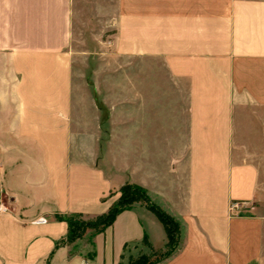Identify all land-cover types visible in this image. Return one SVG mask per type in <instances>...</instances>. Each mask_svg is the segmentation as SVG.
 <instances>
[{
	"label": "crops",
	"instance_id": "1",
	"mask_svg": "<svg viewBox=\"0 0 264 264\" xmlns=\"http://www.w3.org/2000/svg\"><path fill=\"white\" fill-rule=\"evenodd\" d=\"M125 183L179 224L161 264H264V0H0V264L164 248L140 202L92 254L65 241L57 215H100Z\"/></svg>",
	"mask_w": 264,
	"mask_h": 264
},
{
	"label": "trees",
	"instance_id": "2",
	"mask_svg": "<svg viewBox=\"0 0 264 264\" xmlns=\"http://www.w3.org/2000/svg\"><path fill=\"white\" fill-rule=\"evenodd\" d=\"M136 202L144 204L147 210L153 213L161 222L167 235V243L164 248L156 249L149 244L147 237L144 236L142 243L149 247V253L139 252L136 256L130 255L126 260H120L115 264H161L174 252L173 249L167 250V248L173 240V232L179 229V224L173 217L149 199L145 189L136 184H123L119 188L118 200L113 202L106 212L88 220L76 219L77 216L82 217L81 214L57 215V218L66 221L68 224L65 241L68 243L73 242L79 235L77 234V230L86 226L94 227L97 232L103 231L113 223L120 211L129 208Z\"/></svg>",
	"mask_w": 264,
	"mask_h": 264
},
{
	"label": "rangeland",
	"instance_id": "3",
	"mask_svg": "<svg viewBox=\"0 0 264 264\" xmlns=\"http://www.w3.org/2000/svg\"><path fill=\"white\" fill-rule=\"evenodd\" d=\"M91 32H92L91 29H79L78 30L77 47H78L79 53L86 52L88 49L91 51L95 50L94 46L90 43L91 42L90 41L91 40L90 39L91 38V35H90ZM105 36H106V34L104 35V37ZM86 42H89V43H86ZM91 54H94V53H91ZM91 65L92 64H90V66H86L85 61H79V66H78V72H79L78 83L79 84L93 85V81L91 79V74H90L91 67H92ZM97 100H99V99L97 98ZM112 194L113 195L117 194L115 201L118 200L119 190L116 191L115 193H112ZM76 219L88 220L89 218H86L83 216L82 217L77 216ZM89 231H96V229L94 227H91V226H86L84 228L77 230V234H79V235L75 238V240H79V241H78L76 247H74V250H80L82 245H85V247L89 250L90 254H92L93 249L91 246L90 237L88 235ZM173 234H174L173 240H172L171 244L169 245V247L167 248V250L173 249L175 251L178 248L180 241H181V237H182L180 227L178 230L173 232ZM147 253H149L148 250H147ZM137 254L138 253H135L133 256H136ZM126 259H127V255H124V260H126Z\"/></svg>",
	"mask_w": 264,
	"mask_h": 264
},
{
	"label": "built area",
	"instance_id": "4",
	"mask_svg": "<svg viewBox=\"0 0 264 264\" xmlns=\"http://www.w3.org/2000/svg\"><path fill=\"white\" fill-rule=\"evenodd\" d=\"M229 208H230V210H237V209H239V208H241V205L239 204V203H237V202H233V203H231L230 205H229ZM7 211V208H6V206H4L1 202H0V212H6ZM46 218H44V217H39V218H37V219H35L34 220V222L35 223H40V224H42V223H46Z\"/></svg>",
	"mask_w": 264,
	"mask_h": 264
}]
</instances>
